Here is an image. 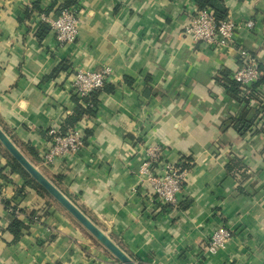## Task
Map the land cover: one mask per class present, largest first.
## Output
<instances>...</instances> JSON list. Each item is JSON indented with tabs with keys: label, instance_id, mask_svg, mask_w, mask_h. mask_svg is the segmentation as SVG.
<instances>
[{
	"label": "crops",
	"instance_id": "1",
	"mask_svg": "<svg viewBox=\"0 0 264 264\" xmlns=\"http://www.w3.org/2000/svg\"><path fill=\"white\" fill-rule=\"evenodd\" d=\"M66 1L0 0V130L135 264H264V120L244 136L229 124L243 111L259 109L262 118L264 91L256 89L244 106L217 82L222 71L232 75L239 67L242 48L264 62V0H223L228 20L253 23L227 50L184 35L195 0H75V41L58 47L51 31L38 41V16L54 18ZM31 7L36 11L26 19ZM103 68L116 90L101 93L95 118L77 125L91 133L87 145L43 165V135L58 131L75 108V70ZM137 145L163 147L170 163L191 159L176 208H157L146 187L140 193ZM6 152L0 143V264H121L52 197L49 212L29 222L42 201L11 173ZM233 160L240 164L229 174ZM20 188L25 195L16 198ZM15 198L24 226L18 241L2 204ZM218 228L231 237L209 254L207 241Z\"/></svg>",
	"mask_w": 264,
	"mask_h": 264
},
{
	"label": "built area",
	"instance_id": "2",
	"mask_svg": "<svg viewBox=\"0 0 264 264\" xmlns=\"http://www.w3.org/2000/svg\"><path fill=\"white\" fill-rule=\"evenodd\" d=\"M79 10L63 9L54 18L39 15L37 21L49 26L55 37L58 47L72 44L78 35ZM253 23L247 21L244 24H236L230 20H215L210 11L195 10L194 15L185 25L184 35L194 43H200L213 49H232L237 45V35L243 30H252ZM239 67L232 73L231 79L239 84L243 95L247 96L251 86L259 79L257 60L249 53L240 49L237 51ZM111 76L109 68L91 72L75 70L70 85L72 95L78 99L88 98L94 92L100 90ZM264 91V88H257ZM85 106V105H84ZM49 141H46V149L40 151L41 162L45 166H52L56 159L62 155H74L84 148V136L80 131L70 132L64 137L57 136L56 130H49L46 134ZM137 154L140 157L137 178L139 181L140 193L143 187L150 190L153 196V204L157 208L163 205L176 208L179 204L178 196L185 180L187 171L180 170L179 163L166 161V150L157 146L137 145ZM1 199V198H0ZM1 201V200H0ZM17 219L21 217L22 211L10 207L7 210ZM231 234L224 228L214 230L206 245V252L215 254L225 247Z\"/></svg>",
	"mask_w": 264,
	"mask_h": 264
},
{
	"label": "trees",
	"instance_id": "3",
	"mask_svg": "<svg viewBox=\"0 0 264 264\" xmlns=\"http://www.w3.org/2000/svg\"><path fill=\"white\" fill-rule=\"evenodd\" d=\"M75 4H76L75 0H67L64 3L63 7H61L58 11H56L57 13L55 14V17L63 9H72V8L78 9L75 6ZM195 6L197 7L198 10L210 11L215 20H227L228 19L227 18L228 10L223 0H195ZM34 11H36L34 7H31V9H27L24 15L25 18L28 19L33 14ZM37 12L40 13V11H37ZM49 31H50V28L47 24L40 23V27L36 33L38 41H42L44 37L49 33ZM246 51L249 53V55L254 57L250 51L248 50ZM257 64H258V72L260 73V77L251 86L250 94L247 96L243 95L239 87V84L231 79V76H232L231 74H229L227 71L221 72L220 78L217 79V82L219 85L222 86L225 94L232 102H236L238 104H243L244 106H248L251 100H255L254 99L255 97L253 96L255 90L257 88H264V62L257 61ZM65 69H66V65L64 64L60 65L59 68L55 70L52 75L55 76L58 72L63 71ZM115 90L116 88L114 86L109 85L106 82L100 90L94 92L88 98L78 99L76 95H72V101L75 104V108L72 114L67 116L62 122L60 128L57 131V136L64 137L68 135L70 132L77 131L78 130L77 125L79 124V122L83 120L86 121V120L95 118L96 111L99 105L98 96H100L101 93L113 94ZM258 113H259V109L253 113H251L250 111L249 112L243 111L241 116L235 119L231 118L229 124L231 128L236 133H238L239 136H244L251 130L255 129L253 128V124L255 120L256 121H258L259 119H261V121L264 120V115H262V118H261V116L259 117ZM262 127L264 128V124ZM46 134L47 132L43 135V138H45L46 141H49L50 138H47ZM83 136H84L83 144L85 146L87 145V141L90 138L91 133L85 132ZM27 151L29 152V155L34 158V160L36 161L38 160V154L35 152V150H33V148H27ZM5 156H6L7 165L10 168L11 173L20 175L24 181L25 187L33 191L35 195L39 198V200L42 201V206L40 207V209L33 210L29 213V215L27 216L28 221L33 222V220H37V218H39V216L41 217L43 214L45 216L46 213H48L50 209V205L46 201V199L52 200L51 196L25 172V170L10 156V154H8V152H6ZM191 163H192L191 159L181 158L180 163H179L180 170H183V171L190 170ZM238 164L240 163L237 160L231 161L229 166H227L226 168L227 173L232 174L237 168ZM64 175L56 177L57 178L56 180L62 181L64 179ZM238 191L241 192L240 187ZM24 195H25L24 189L20 188L17 191L16 198L17 197L22 198ZM16 198L13 199L12 201H6V200L2 201V204L6 212L10 207L12 208L18 207V203L14 202ZM161 209L168 210V209H171V207L163 205ZM9 216L11 217L12 222L9 225L8 231L12 235L13 241H18L21 236V231L24 229V226L21 222L17 220V218L12 213Z\"/></svg>",
	"mask_w": 264,
	"mask_h": 264
},
{
	"label": "water",
	"instance_id": "4",
	"mask_svg": "<svg viewBox=\"0 0 264 264\" xmlns=\"http://www.w3.org/2000/svg\"><path fill=\"white\" fill-rule=\"evenodd\" d=\"M0 143L10 156L38 183L67 213H69L96 241H98L121 264H135L89 219H87L59 190L33 167L0 130Z\"/></svg>",
	"mask_w": 264,
	"mask_h": 264
}]
</instances>
